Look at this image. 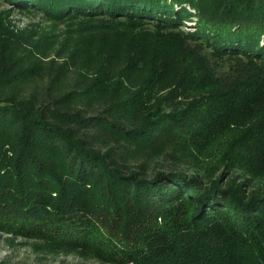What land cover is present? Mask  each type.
Instances as JSON below:
<instances>
[{"label":"trees","instance_id":"trees-1","mask_svg":"<svg viewBox=\"0 0 264 264\" xmlns=\"http://www.w3.org/2000/svg\"><path fill=\"white\" fill-rule=\"evenodd\" d=\"M0 1L69 24L45 45L0 16L1 231L110 264H264V0Z\"/></svg>","mask_w":264,"mask_h":264},{"label":"rangeland","instance_id":"rangeland-1","mask_svg":"<svg viewBox=\"0 0 264 264\" xmlns=\"http://www.w3.org/2000/svg\"><path fill=\"white\" fill-rule=\"evenodd\" d=\"M191 12L193 17L190 20L181 23L176 29H171L168 32H172L178 38L186 37L187 35L194 34L198 27V20L196 18V12L189 5L184 6ZM177 10H181L180 6L176 5ZM0 16L7 19L11 25L18 31H25L29 34H39L43 36L42 43L47 45L51 42L54 35L66 30L69 26L68 22L55 23L47 20L38 11L19 9L6 1H0ZM145 32L150 34L161 31L158 26L152 25L151 22L143 25ZM179 30V31H178ZM39 38V37H38ZM208 55L209 50L205 51ZM220 65V72L227 73L230 71L234 64V60L225 58L218 61ZM155 164L149 163L151 166V172H154L156 168ZM168 169V168H167ZM227 173L222 169L217 176H223ZM199 176L195 171L191 172V176ZM226 177V176H225ZM235 181L237 184L243 180L236 174H232L227 178ZM0 264H110L105 263L96 256L87 255L84 253L62 250L58 248L48 247V245L38 239H24L23 237L14 236L12 234L5 233L0 230Z\"/></svg>","mask_w":264,"mask_h":264}]
</instances>
